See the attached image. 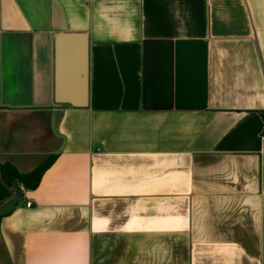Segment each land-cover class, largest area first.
<instances>
[{
    "label": "crops",
    "instance_id": "0c3cea01",
    "mask_svg": "<svg viewBox=\"0 0 264 264\" xmlns=\"http://www.w3.org/2000/svg\"><path fill=\"white\" fill-rule=\"evenodd\" d=\"M51 154L0 264H264V0H0V163Z\"/></svg>",
    "mask_w": 264,
    "mask_h": 264
},
{
    "label": "water",
    "instance_id": "95a60500",
    "mask_svg": "<svg viewBox=\"0 0 264 264\" xmlns=\"http://www.w3.org/2000/svg\"><path fill=\"white\" fill-rule=\"evenodd\" d=\"M74 35H60L57 37L59 49L66 40H71ZM76 38L81 40V45L78 50V65H77V76L76 84L78 85L77 93H70L68 89L62 88L68 86L69 81L57 79L55 86L56 91L53 96L55 103H68L73 106H85L87 103V85H86V60H87V47L84 35H76ZM9 195L4 200L0 201V217L10 214L13 209L23 200V191L18 185H13L7 188Z\"/></svg>",
    "mask_w": 264,
    "mask_h": 264
},
{
    "label": "trees",
    "instance_id": "16d2710c",
    "mask_svg": "<svg viewBox=\"0 0 264 264\" xmlns=\"http://www.w3.org/2000/svg\"><path fill=\"white\" fill-rule=\"evenodd\" d=\"M55 160V154L46 157L36 168L27 172L20 173L8 162L0 163V201L8 197L7 188L18 185L25 190L35 189L43 175Z\"/></svg>",
    "mask_w": 264,
    "mask_h": 264
},
{
    "label": "built area",
    "instance_id": "2783aa9c",
    "mask_svg": "<svg viewBox=\"0 0 264 264\" xmlns=\"http://www.w3.org/2000/svg\"><path fill=\"white\" fill-rule=\"evenodd\" d=\"M83 1H88V0H83ZM264 198V197H263ZM31 203L30 202H27L26 203V207H30Z\"/></svg>",
    "mask_w": 264,
    "mask_h": 264
}]
</instances>
